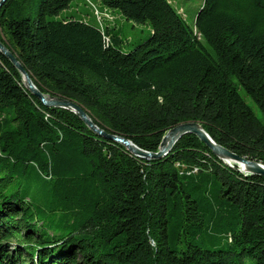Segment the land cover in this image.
Listing matches in <instances>:
<instances>
[{
	"label": "trees",
	"instance_id": "16d2710c",
	"mask_svg": "<svg viewBox=\"0 0 264 264\" xmlns=\"http://www.w3.org/2000/svg\"><path fill=\"white\" fill-rule=\"evenodd\" d=\"M72 1L0 7V40L42 93L79 104L99 128L147 151L195 121L264 164V121L239 92L264 117V0H205L193 26L170 0H98L110 15L102 23L94 12L96 23L54 18ZM126 20L152 28L127 52ZM207 226L229 247L201 245ZM246 257L264 264V175L228 165L193 133L162 158L139 157L74 111L47 106L0 52V264Z\"/></svg>",
	"mask_w": 264,
	"mask_h": 264
},
{
	"label": "water",
	"instance_id": "95a60500",
	"mask_svg": "<svg viewBox=\"0 0 264 264\" xmlns=\"http://www.w3.org/2000/svg\"><path fill=\"white\" fill-rule=\"evenodd\" d=\"M5 1L6 0H0V7L3 5ZM0 52H2L7 58H9L11 62L19 69V71L24 76L25 84L29 88V90L33 94L38 96L47 106L63 107L71 111H74L90 126V128H92V130L110 139L121 142L132 153H134L139 157L146 159L162 158L173 148V146L182 136H184L187 133H193L196 134L200 139H202L213 151V153L222 160H224L228 165L234 167V165L230 163L231 161L239 167L240 171L244 170L245 172L248 173L264 175V164L240 156L237 153L233 152L232 150L218 144L209 135V133L198 122L195 121L181 123L171 128L163 137V140L160 145V149L157 152L144 150L143 148L139 147L134 142H132L130 139H127L125 137L109 134L105 132L103 129L99 128L96 124H94V122L88 116L87 112L79 104L61 97H56L42 93L34 84L30 74L24 68L22 63L18 60L17 56L1 40H0Z\"/></svg>",
	"mask_w": 264,
	"mask_h": 264
},
{
	"label": "rangeland",
	"instance_id": "374dc122",
	"mask_svg": "<svg viewBox=\"0 0 264 264\" xmlns=\"http://www.w3.org/2000/svg\"><path fill=\"white\" fill-rule=\"evenodd\" d=\"M175 8H177L184 16L186 21L191 25H195L196 15L203 5L205 0H170ZM103 5L98 0H73L70 4V7L62 10L59 15L54 18L62 19L66 17H88L90 22L96 23L94 14L98 12H102L103 14H98L101 16V23L103 22V17L109 18L110 15L107 13L105 9L102 7ZM107 14V15H104ZM152 28L150 23H134L132 21L126 20L123 25V33H124V43L123 50L129 51L133 49L135 44L140 41L147 39L151 34ZM207 48L214 52L212 47L205 43ZM240 94L244 97V99L249 103V105L254 109L255 113L258 115L260 119L264 121L263 114L255 101L249 96L243 88H239ZM232 165L235 166L233 162L230 161ZM237 166V165H236ZM242 168V167H241ZM243 169V168H242ZM244 171V170H243ZM207 230H201L202 237L199 241L201 245L205 247H229V240L225 235H222V231L218 228H212L211 226H207ZM207 232V233H206ZM204 234H207L209 238H206ZM179 247H181L179 245ZM244 264H257L256 260L251 257H246L244 259Z\"/></svg>",
	"mask_w": 264,
	"mask_h": 264
},
{
	"label": "built area",
	"instance_id": "2783aa9c",
	"mask_svg": "<svg viewBox=\"0 0 264 264\" xmlns=\"http://www.w3.org/2000/svg\"><path fill=\"white\" fill-rule=\"evenodd\" d=\"M96 14L98 15V14H103V13L102 12H98ZM104 15H107V14H104ZM99 21L101 22V16H99Z\"/></svg>",
	"mask_w": 264,
	"mask_h": 264
},
{
	"label": "bare ground",
	"instance_id": "6f19581e",
	"mask_svg": "<svg viewBox=\"0 0 264 264\" xmlns=\"http://www.w3.org/2000/svg\"><path fill=\"white\" fill-rule=\"evenodd\" d=\"M226 160H229V159H226Z\"/></svg>",
	"mask_w": 264,
	"mask_h": 264
}]
</instances>
